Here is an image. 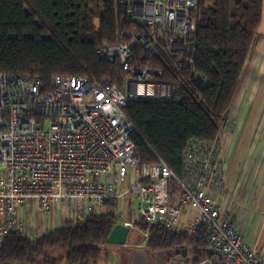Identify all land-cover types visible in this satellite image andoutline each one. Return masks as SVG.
Segmentation results:
<instances>
[{"label":"built area","instance_id":"2783aa9c","mask_svg":"<svg viewBox=\"0 0 264 264\" xmlns=\"http://www.w3.org/2000/svg\"><path fill=\"white\" fill-rule=\"evenodd\" d=\"M114 3V44L96 54L118 64L125 75L119 86L106 78L55 76L43 94L39 78L0 73V244L23 229L19 211L29 202L44 215L63 204L64 222L75 224L106 200L122 205L133 193L147 226L193 238L203 229L215 263L264 264V251L253 250L214 196L226 169L220 144L190 142L178 178L164 163H142L135 155V129L123 112L129 100L171 98L161 71L133 66L135 49L193 69L197 0ZM194 79L198 89L207 86ZM123 226L133 229L130 222Z\"/></svg>","mask_w":264,"mask_h":264},{"label":"trees","instance_id":"16d2710c","mask_svg":"<svg viewBox=\"0 0 264 264\" xmlns=\"http://www.w3.org/2000/svg\"><path fill=\"white\" fill-rule=\"evenodd\" d=\"M262 5L263 0H197L193 69L179 70L161 55L135 49L133 66L161 71L160 81L171 86L169 100H129L123 108L142 163L162 162L180 178L190 142H220L258 37ZM116 20L114 0H0V73L39 78L43 94L55 76L106 78L119 86L125 75L118 64L96 54L98 47L114 44ZM195 75L206 81L204 89L197 88ZM118 208L117 200H106L99 214L67 221L34 241L11 232L0 244V264H97L120 224ZM136 226L147 234L150 252L185 248L191 264H220L208 252L203 229L193 238L144 221Z\"/></svg>","mask_w":264,"mask_h":264},{"label":"crops","instance_id":"0c3cea01","mask_svg":"<svg viewBox=\"0 0 264 264\" xmlns=\"http://www.w3.org/2000/svg\"><path fill=\"white\" fill-rule=\"evenodd\" d=\"M251 50H256V52L251 58L249 66L247 64L245 66L243 81L246 78V83L241 85L242 91L235 99L230 114V119H232L230 122L232 124L233 121L234 125L220 135L221 156L225 158L226 169L224 181L218 186L214 196L221 206L230 212L232 220L236 223L237 231L246 238L253 250L259 253L264 251V171L260 167L259 157V151L261 152L262 149L251 143L246 146L241 143V140L244 135L251 137L250 140L252 139L261 113L263 112L264 115V96L261 101L257 102L256 100V88L260 81L262 61L264 60V0L258 37ZM255 80L258 82L255 83L254 91L250 92L247 101L243 104L242 96L246 91L245 86L253 87ZM250 144L255 147H250ZM238 152L240 153L238 154ZM52 211L56 216L62 215L60 220L64 221V209L62 210L60 207L54 208ZM58 221L59 218L55 219L52 230L61 228L65 223ZM123 222L129 221H120L119 225L123 226ZM22 230L26 232L25 226ZM126 230L127 232L122 234L124 247H145L144 242L140 244L130 238L131 230H135L134 227L133 229L126 228ZM114 237L115 240L107 243V247L114 246L122 249V243H118L117 240L120 238L118 233ZM107 254L108 256L104 259L98 258L97 264H126V255L120 257L119 260L114 257V250L112 252L108 250Z\"/></svg>","mask_w":264,"mask_h":264},{"label":"rangeland","instance_id":"374dc122","mask_svg":"<svg viewBox=\"0 0 264 264\" xmlns=\"http://www.w3.org/2000/svg\"><path fill=\"white\" fill-rule=\"evenodd\" d=\"M255 52H256V50L251 51V53L249 55L248 62H247V66H249V64L251 62V58L254 56ZM244 72H245V69L243 70V73H242V82H241L242 86L246 83L245 82L246 78L243 81ZM257 82H258V80H257ZM257 82L255 80V82L253 83L254 85L251 88H247L245 86L246 91L243 92V96H242L243 104L247 101V99L249 97L248 95L250 94V92L253 93L254 87L256 85L255 83H257ZM241 85H240L239 90L237 92L238 97L242 91ZM256 91H257L256 92V94H257L256 100H257V102H259V101H261L262 97L264 96V60L262 61V67H261V72H260V81H259V84L256 88ZM234 103H233L231 110L229 111V113L226 116L227 117L226 118L227 125L225 126L224 129L221 128L222 129L221 134L223 133V131H225L228 128H231L234 125L233 121H232V124L230 122L232 120V119H230V117H231L230 114H231V111L234 107ZM262 113H261V115H263ZM261 115H260V118L258 119L256 126H255V134L252 136V139L250 140L251 137L244 135L242 140H241V143L246 144V146L248 145V143L256 144L257 148L262 149L261 152L259 151V154H260L259 157H260V163H261V164L260 163L259 164H260V167H262V169L264 171V115L263 116H261ZM247 137H249V138H247ZM251 144H250V147L251 146L255 147ZM220 150H221V146H220ZM239 153L240 152H238V154ZM261 160H262V162H261ZM124 185H126L128 187L130 185L129 181L127 180ZM126 199L127 200L124 201L122 203V205L120 204V202L118 200V206H119L118 213L122 215V219L120 216H119V219H120V221L127 220L131 224H133V227L135 228V230H133V231L131 230L130 238L134 242L141 244V242L145 241V236H144V232L138 226H136V223H141L143 221L137 214V198L133 193H131V194L126 195ZM61 206H62V210H63L64 205L61 204ZM52 210H54V208L51 209L49 215H44L43 213H40L37 210V208L34 206L33 203H30V202L27 203L26 206L23 207V209L21 208L19 211L20 219L26 228V232H24L23 230L21 231L24 234V236H26L29 240L34 241V240L39 239L47 231L52 230L54 223H55V219H57V218L60 219V217L62 216V215L60 217H59V215L56 216V214H54V212ZM93 212H94V214H99L101 212V209L100 208L94 209ZM62 222H64V221H62ZM108 250H109V252H112L114 250L115 259H119V260L121 259L120 257H122V255H123L122 249L116 248L114 246H108L107 247V245H106L105 247H103L101 249V254L99 257L100 260L104 259V258H106V256H108V254H107Z\"/></svg>","mask_w":264,"mask_h":264},{"label":"water","instance_id":"95a60500","mask_svg":"<svg viewBox=\"0 0 264 264\" xmlns=\"http://www.w3.org/2000/svg\"><path fill=\"white\" fill-rule=\"evenodd\" d=\"M126 227L124 228L121 225H116L107 240V243H110L116 238L118 243H122L123 255H126V264H191V258L188 257V251L185 248H180L176 250H167L159 252H150L146 247H124V240L122 234L126 233ZM209 254L212 255V252L208 250Z\"/></svg>","mask_w":264,"mask_h":264},{"label":"flooded vegetation","instance_id":"af4514ba","mask_svg":"<svg viewBox=\"0 0 264 264\" xmlns=\"http://www.w3.org/2000/svg\"><path fill=\"white\" fill-rule=\"evenodd\" d=\"M187 256L190 257L189 254Z\"/></svg>","mask_w":264,"mask_h":264}]
</instances>
